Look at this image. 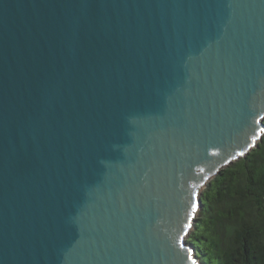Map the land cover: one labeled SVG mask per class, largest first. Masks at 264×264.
Returning <instances> with one entry per match:
<instances>
[{
	"label": "water",
	"instance_id": "1",
	"mask_svg": "<svg viewBox=\"0 0 264 264\" xmlns=\"http://www.w3.org/2000/svg\"><path fill=\"white\" fill-rule=\"evenodd\" d=\"M263 135L264 0H0V264H201Z\"/></svg>",
	"mask_w": 264,
	"mask_h": 264
},
{
	"label": "trees",
	"instance_id": "2",
	"mask_svg": "<svg viewBox=\"0 0 264 264\" xmlns=\"http://www.w3.org/2000/svg\"><path fill=\"white\" fill-rule=\"evenodd\" d=\"M188 242L201 264H264V135L206 184Z\"/></svg>",
	"mask_w": 264,
	"mask_h": 264
},
{
	"label": "snow or ice",
	"instance_id": "3",
	"mask_svg": "<svg viewBox=\"0 0 264 264\" xmlns=\"http://www.w3.org/2000/svg\"><path fill=\"white\" fill-rule=\"evenodd\" d=\"M195 207H196V206H195V205H193V211H195Z\"/></svg>",
	"mask_w": 264,
	"mask_h": 264
},
{
	"label": "rangeland",
	"instance_id": "4",
	"mask_svg": "<svg viewBox=\"0 0 264 264\" xmlns=\"http://www.w3.org/2000/svg\"><path fill=\"white\" fill-rule=\"evenodd\" d=\"M203 189H204V188H203ZM203 189H202V190H203ZM201 192H202V191H201ZM191 231H192V230H191Z\"/></svg>",
	"mask_w": 264,
	"mask_h": 264
}]
</instances>
